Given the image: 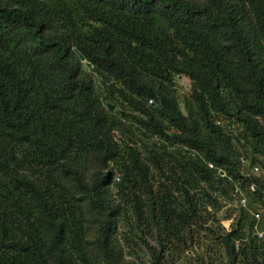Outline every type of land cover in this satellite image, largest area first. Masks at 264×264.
Masks as SVG:
<instances>
[{"label":"trees","instance_id":"trees-1","mask_svg":"<svg viewBox=\"0 0 264 264\" xmlns=\"http://www.w3.org/2000/svg\"><path fill=\"white\" fill-rule=\"evenodd\" d=\"M242 158L264 0H0V264H264Z\"/></svg>","mask_w":264,"mask_h":264},{"label":"rangeland","instance_id":"rangeland-1","mask_svg":"<svg viewBox=\"0 0 264 264\" xmlns=\"http://www.w3.org/2000/svg\"><path fill=\"white\" fill-rule=\"evenodd\" d=\"M175 86L177 87V94L179 96V100H180V102H182L183 96L186 93H188L190 90L191 79L186 75L179 76V77H177V81H176ZM241 162H242V170L245 174H252V175H255L256 177H258L259 179H264V163L263 164L262 163H253V162H251V160H247L244 158H242ZM255 165L260 166L261 170L255 171L254 170ZM247 195H248V203L244 207H247V206L252 207V205L255 204L254 203V200H255L254 195H253V193H249V194L247 193ZM234 203L237 204L238 206H242L238 202H234ZM218 216H219V219L221 220L222 224H224L226 227H230L231 224L233 223L234 219H235V216H233L231 210L228 207H225L222 211H220ZM262 219H263V216H262L261 220ZM262 225H263V222L261 223V225H259L258 229H256L259 236H264V232H263L264 226H262ZM144 258H145L144 259L145 263H143V264H150L149 256L146 255ZM128 259L132 260V257H128Z\"/></svg>","mask_w":264,"mask_h":264},{"label":"built area","instance_id":"built-area-1","mask_svg":"<svg viewBox=\"0 0 264 264\" xmlns=\"http://www.w3.org/2000/svg\"><path fill=\"white\" fill-rule=\"evenodd\" d=\"M209 165L211 167H214V164L213 163H209ZM254 170L255 171H260L261 168L260 166L258 165H255L254 166ZM250 189L251 190H255V183H251L250 185ZM232 196L234 198V202H238L239 204H241L242 206H246L247 203H248V195L247 193L245 192V190L242 188V186L240 184H236L232 190ZM231 205V203L229 204ZM253 215L255 216V218L257 219V221H260L263 214H262V211L261 210H253L252 211ZM258 224L256 225V229H258ZM264 232V230H263ZM263 235V234H262Z\"/></svg>","mask_w":264,"mask_h":264},{"label":"water","instance_id":"water-1","mask_svg":"<svg viewBox=\"0 0 264 264\" xmlns=\"http://www.w3.org/2000/svg\"><path fill=\"white\" fill-rule=\"evenodd\" d=\"M81 58L84 59V56L81 54ZM112 108H114V105H112Z\"/></svg>","mask_w":264,"mask_h":264}]
</instances>
